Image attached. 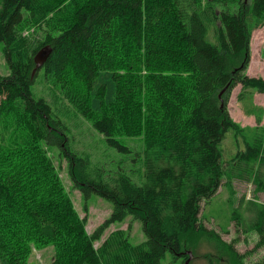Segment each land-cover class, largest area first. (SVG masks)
<instances>
[{"label":"trees","instance_id":"1","mask_svg":"<svg viewBox=\"0 0 264 264\" xmlns=\"http://www.w3.org/2000/svg\"><path fill=\"white\" fill-rule=\"evenodd\" d=\"M263 26L264 0H0L9 72L0 75V264H30L33 251L47 248L48 264H160L167 253L171 264H184V252L195 258L199 242L244 264L234 242L202 225L200 212L230 180L264 192V111L244 105L251 90L264 95V78L246 74L252 32ZM44 46L51 54L32 77ZM39 71L59 83L108 147L128 153L119 137L142 138L135 180L70 149L50 104L31 92ZM238 85L243 114L256 118L249 131L228 111ZM228 131L236 153L226 161L221 143ZM54 151L73 188L111 203L109 218L92 233L63 185ZM251 201L249 215L240 204L230 218L256 233L259 247L264 204ZM128 217L141 221L143 243L129 242L130 226L103 236Z\"/></svg>","mask_w":264,"mask_h":264},{"label":"rangeland","instance_id":"2","mask_svg":"<svg viewBox=\"0 0 264 264\" xmlns=\"http://www.w3.org/2000/svg\"><path fill=\"white\" fill-rule=\"evenodd\" d=\"M219 8L227 9L224 6L216 5ZM230 12H233L231 6L228 7ZM27 32L24 33L26 35ZM8 68L5 59L2 55V45L0 44V75H7ZM246 74L250 77L264 76V26L258 28L252 32L250 40V63ZM59 83L51 84L45 79L43 71H39L35 78L31 92L35 98H44L51 106L53 111V118L60 121L65 128V134L67 136L70 149L76 152H85L89 155L92 164L103 166L106 170L110 171H122L127 175H130L135 180L139 176V169L141 167L142 152H143V140L140 137H119V141L122 145L129 149L128 153H122L118 150L108 147L104 141V138L95 132L90 125L85 121V118L78 114L77 111L68 104V101L60 90ZM240 91V86H236L228 101V111L234 122L243 127L246 131L253 129L257 126L256 118L246 117L243 112L244 109L237 102V95ZM249 93L248 96H244V105H255L257 108H261L264 111V95L257 93L256 91ZM253 93V96H252ZM264 128V114L261 122L259 123ZM232 131H228L225 135L221 148L223 149L224 160L230 159V156L236 152L232 145L236 146L235 138ZM240 140V149H244V145ZM229 152V153H228ZM51 153V152H50ZM84 155V154H79ZM55 166L58 167L59 176L66 188L67 193L72 199L74 206L81 217L86 216L87 233H92L100 224L109 218L111 213V203L104 200L94 194L86 196L84 193L79 192L72 187L66 172V162L63 160V156L59 152L54 151L51 153ZM111 168V169H110ZM229 171V169H226ZM226 181V179H224ZM230 186V192L226 191L225 186ZM255 187L245 181L230 180L224 183V186L219 189L208 201L203 200L201 202L200 222L204 227L210 230H214L224 242H234V249L236 254L240 257L244 264H255L264 259V245L256 246L258 236L254 232H244L240 226L231 220L232 212L238 208L241 204L242 216L249 215L251 212V203L253 198L258 201V204H264V192L255 193ZM87 206V209H84ZM128 240L132 245H139L146 240V237L142 230V223L140 220H134L132 217H128L124 222H115L110 225L103 236L115 230H126ZM97 245V244H96ZM197 250V255L194 258L192 256L189 261L190 264H231L230 257L224 255L218 256L213 249L208 248V245L194 243ZM52 255V249L47 248L32 253L30 258V264H48ZM172 257L170 254H166L161 260L160 264H171ZM177 264L180 260L176 261Z\"/></svg>","mask_w":264,"mask_h":264},{"label":"water","instance_id":"3","mask_svg":"<svg viewBox=\"0 0 264 264\" xmlns=\"http://www.w3.org/2000/svg\"><path fill=\"white\" fill-rule=\"evenodd\" d=\"M51 48L49 46H44L43 48H41L37 54L34 56V64H35V68L32 72V77L35 74V72L39 69H41L43 67V65L45 64V62L47 61L49 55L51 54ZM224 90L220 93L219 97H221V95L223 94ZM184 254H186L188 256V259L185 261L184 264H188L189 261L192 258V253L190 251L184 252Z\"/></svg>","mask_w":264,"mask_h":264},{"label":"bare ground","instance_id":"4","mask_svg":"<svg viewBox=\"0 0 264 264\" xmlns=\"http://www.w3.org/2000/svg\"><path fill=\"white\" fill-rule=\"evenodd\" d=\"M220 95V94H219ZM189 264V263H188Z\"/></svg>","mask_w":264,"mask_h":264},{"label":"crops","instance_id":"5","mask_svg":"<svg viewBox=\"0 0 264 264\" xmlns=\"http://www.w3.org/2000/svg\"><path fill=\"white\" fill-rule=\"evenodd\" d=\"M262 77H264V76H262Z\"/></svg>","mask_w":264,"mask_h":264}]
</instances>
